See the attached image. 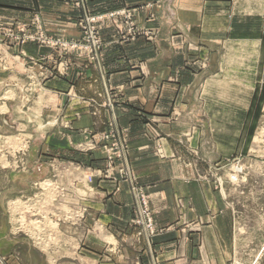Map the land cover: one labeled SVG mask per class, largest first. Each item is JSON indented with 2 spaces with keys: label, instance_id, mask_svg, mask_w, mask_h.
I'll return each mask as SVG.
<instances>
[{
  "label": "rangeland",
  "instance_id": "374dc122",
  "mask_svg": "<svg viewBox=\"0 0 264 264\" xmlns=\"http://www.w3.org/2000/svg\"><path fill=\"white\" fill-rule=\"evenodd\" d=\"M2 2L9 3L8 0ZM65 5L81 13L75 21L79 34L75 38L49 34L44 15L40 12H34L29 18L16 20L0 15V264H91L83 256H74V252L79 250L84 237L104 230L102 225L98 228L95 224L88 223L92 216L90 202L95 201L99 195L97 180L112 183L113 194L120 192L122 185L128 187L132 214L128 227L132 230L133 246L144 244L147 248L152 247L154 237L164 231L156 222L157 212L152 205L151 195L140 183L134 169L130 131L119 124L117 91H113L109 85L110 65L106 63L104 28L109 26L107 24L112 25L111 41L129 46L139 40L154 44L160 33L163 37L168 32L139 25L136 21L138 12L133 8L105 15H89L86 0H71ZM152 5L153 3L147 4L148 8L141 11H153ZM154 15L155 12L149 13L146 22H155ZM87 19L96 20V23H91L95 25L94 30L99 39L98 46L92 51L96 58L91 62L84 58L88 57V52L83 54L85 56H78L77 53L75 64L69 58L70 65L67 68L63 64L69 55L61 57L58 49L41 44L42 34L53 41H78L84 34L81 24L87 26ZM27 37L35 38L36 42L24 44ZM262 38L264 40V33ZM29 45L49 49L50 53L32 56L26 51ZM166 51L163 46V56L167 55ZM242 52L245 53L243 50ZM217 54L229 61L240 60L236 57L240 54L227 47H221ZM253 56V62L256 58L259 60L257 79L235 80L238 84L234 90L229 88L232 87L229 81H226V85L224 81L213 79L208 82L195 81L196 88L201 90L202 85L203 88L192 105L194 119L209 121V109L213 103H217L219 110H224L219 113L226 116L225 119H229L232 110L243 115L245 109L249 108L243 138L235 154L225 159L210 160L201 157L202 154L217 155L214 142L219 129L215 127L191 128L188 132L190 134H183L176 140L172 155L168 150L170 143H166L160 136L153 138L155 158L165 161L180 154L188 155L190 159H185V165L195 170L194 178L210 186L212 192L218 195L215 200L222 201L223 210L231 214L234 224L231 239L227 242L230 253L226 264H264V45ZM75 68H84L85 71L90 69L92 86L96 92L86 90L92 94L89 92L81 97H68L64 106L66 110L59 116L57 109L60 108L62 97L48 95L44 90L45 84L53 77L73 78L76 75L77 78V74L84 81L82 72L72 74ZM62 70L69 72L60 75ZM218 82L222 84L220 88ZM82 87L91 89L89 85ZM132 87L129 86L133 89ZM127 97L128 104L136 103L134 94ZM77 105L84 107L78 109ZM84 110L94 119L96 126L92 130L74 128L78 126L77 122L85 119ZM232 129L238 130L231 127L224 130ZM197 130L199 138L197 135V138L194 137V131ZM67 132L78 133L83 140L76 144L69 142L72 139L69 140L71 134ZM64 135L68 143L63 144V147L54 144ZM107 136L109 138H105ZM118 142L124 147L128 160L126 167L132 174L133 184L145 193L158 228V233L151 238L150 244L137 235L139 229L135 226V221L138 215L132 186L120 174L124 162L116 158L112 164L113 171L110 172L112 169H109L107 152L120 154L117 149H111ZM66 145L72 148H67ZM228 145H233L231 140ZM58 148L62 153L69 150L76 152L77 158L54 154L53 151ZM14 149L16 153H20L17 154L20 157L18 168L13 156ZM22 151L26 152L25 156ZM95 154L102 161L99 167L93 166L94 159L89 164L90 158ZM65 167L71 168L70 176L66 174L62 178L58 172H64ZM75 167L77 170H74ZM57 174L59 175L55 178ZM235 174L239 176L238 184L231 181ZM54 181L59 186L69 187V195L64 201L60 198L54 202L53 188L45 190L47 186L55 187ZM214 209L218 211V206ZM212 212L211 209L210 213Z\"/></svg>",
  "mask_w": 264,
  "mask_h": 264
},
{
  "label": "crops",
  "instance_id": "0c3cea01",
  "mask_svg": "<svg viewBox=\"0 0 264 264\" xmlns=\"http://www.w3.org/2000/svg\"><path fill=\"white\" fill-rule=\"evenodd\" d=\"M67 1L71 0H8L9 3L0 0V15L16 20L40 12L49 34L75 38L79 36L75 21L81 13L69 9L65 5ZM86 3L89 15L133 8L139 14L136 16L139 25L168 32L163 37L160 33L154 44L139 40L129 46L111 41L112 25L107 24L109 26L104 28L106 63L110 65L109 85L117 91L119 124L130 131L134 169L151 195L157 212L156 222L164 231L154 237L152 247L133 246L132 230L128 227L132 216L128 187L122 185L120 192L113 194L112 183L97 180L99 195L90 202L92 216L88 223L98 228L102 225L104 230L84 237L74 256H83L91 264H226L230 253L227 242L234 224L231 214L223 210L222 201L215 200L218 195L210 186L194 178L195 170L185 165V159H190L188 155L180 154L165 161L155 158L153 138L160 136L170 143L171 154L176 140L183 134H190L191 128L215 127L221 134L217 132V143L214 142L217 155L202 154L201 157L225 159L235 154L243 138L249 108L243 115L232 110L229 119H225L226 116L219 113L224 110H219L217 103H213L209 121L194 119L192 105L203 88V85L201 90L196 88L195 81L213 79L224 81L225 85L229 81L232 86L229 88L234 90L238 84L235 80L257 79L259 60L256 58L253 62V55L264 45V0H86ZM150 3H153V11L142 12ZM151 12H155V22L147 23ZM163 46L168 57L162 55ZM221 47L239 53L236 57L240 60L219 57L217 53ZM26 51L35 57L50 53L49 49L34 45H29ZM132 69L136 71L131 72ZM74 71L72 74L82 72L84 81L77 74V78L76 75L73 78L53 77L45 84L48 95L62 97L57 109L59 116L66 110L68 97L96 92L90 69L75 68ZM221 82L218 87L222 86ZM86 85L91 89H82ZM131 94L136 97L134 104H128L127 96ZM77 107L82 109L84 105ZM83 113L85 119L77 122L78 126L74 128L94 129V119L87 110ZM229 127L238 130H224ZM194 133L195 138L200 137L198 130ZM67 134L72 135L69 142L74 144L83 140L78 133ZM66 140L64 135L54 144L63 147L68 143ZM229 140L233 145L227 146ZM65 147L72 148L70 145ZM53 152L77 158L74 151L62 153L58 148ZM92 157L89 164L94 159V167L102 165L98 155ZM216 206L218 211L214 209Z\"/></svg>",
  "mask_w": 264,
  "mask_h": 264
},
{
  "label": "built area",
  "instance_id": "2783aa9c",
  "mask_svg": "<svg viewBox=\"0 0 264 264\" xmlns=\"http://www.w3.org/2000/svg\"><path fill=\"white\" fill-rule=\"evenodd\" d=\"M92 22L96 23V20L87 19V26H85L84 24H81L84 34L81 37V39L78 41L77 40L53 41L51 39H48L47 37H45L42 34V39L40 40V43L49 46L51 49L52 48L58 49V53L60 54L61 57L65 58V56L69 55V56H67L68 58L65 60V64H63L67 68H69V65H70L69 58L73 62V65L75 64L74 59H77V53L79 54L78 56H85L83 54H86L88 52L89 53V55H87L88 57H84V58L85 59L87 58L92 62L96 58L95 54L92 53L93 48L94 47L96 48L99 44L98 36L94 30L95 25L91 24ZM29 40H31V41H29ZM34 40H36V39L33 37H27L23 42H24V44L28 43V42H36ZM80 58H78V59H80ZM67 72H69V71L68 70H62V71H60L59 74L60 75H66ZM105 138H109V136H107ZM118 139H120L119 136H118ZM16 140H18V138H16ZM111 149L112 150L117 149V152L120 154L117 155L116 153L113 154L110 151L107 152L108 153V160L110 163L109 169H112V170H110V172L113 171V169H114V167L112 168L113 161H115L116 158H120L124 162V168L120 171V174L124 180H128L131 183L132 192L134 195L135 207H136V212L138 215L137 220L135 221V226L139 229L137 235L139 238L146 240V242L148 244H150L151 238L158 233V228L156 227L155 221L152 218V211L149 207L146 195L144 192H142L143 191L142 189H140L139 187H136L135 184H133L132 174L128 170V168L126 167V165L128 164V160H127V156L124 152L123 145L120 142H118V144L113 146ZM17 154H20V153H16V149H14L13 156H14V159L16 161L17 168H18L19 167L18 159L20 157H18ZM22 154L26 155V152L22 151ZM63 169H64V172H62V170H60L58 172L61 174V177L64 178L63 176L66 174H68V176H70L69 175V172H70L69 169H71V168L65 167ZM74 170H77V167H75ZM58 175L59 174H57L55 176V178L58 177ZM73 181L77 182L76 180H73ZM231 181L233 183L238 184L239 183V176L237 174L233 175L231 178ZM54 183H55V181H54ZM49 188H53L52 190L55 191V196H54L55 201L54 202H57L60 198L64 201L67 198V196L69 195V187H67V186H63V185L59 186L58 184L55 183V187H53V185H51L50 187L47 186L45 190H49Z\"/></svg>",
  "mask_w": 264,
  "mask_h": 264
},
{
  "label": "bare ground",
  "instance_id": "6f19581e",
  "mask_svg": "<svg viewBox=\"0 0 264 264\" xmlns=\"http://www.w3.org/2000/svg\"><path fill=\"white\" fill-rule=\"evenodd\" d=\"M45 187L47 186V184L46 185H44Z\"/></svg>",
  "mask_w": 264,
  "mask_h": 264
}]
</instances>
